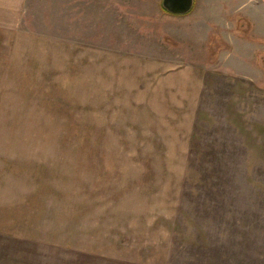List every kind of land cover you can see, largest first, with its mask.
I'll return each instance as SVG.
<instances>
[{
    "label": "rangeland",
    "instance_id": "obj_1",
    "mask_svg": "<svg viewBox=\"0 0 264 264\" xmlns=\"http://www.w3.org/2000/svg\"><path fill=\"white\" fill-rule=\"evenodd\" d=\"M0 264H264V0H0Z\"/></svg>",
    "mask_w": 264,
    "mask_h": 264
},
{
    "label": "water",
    "instance_id": "obj_2",
    "mask_svg": "<svg viewBox=\"0 0 264 264\" xmlns=\"http://www.w3.org/2000/svg\"><path fill=\"white\" fill-rule=\"evenodd\" d=\"M194 0H163V6L173 14H186L193 9Z\"/></svg>",
    "mask_w": 264,
    "mask_h": 264
}]
</instances>
